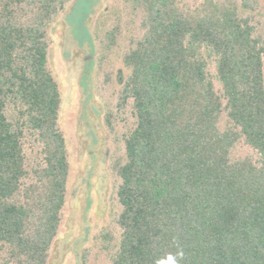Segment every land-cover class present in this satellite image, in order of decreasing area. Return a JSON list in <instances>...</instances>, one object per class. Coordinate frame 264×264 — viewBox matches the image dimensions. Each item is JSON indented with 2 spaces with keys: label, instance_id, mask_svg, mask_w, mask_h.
I'll list each match as a JSON object with an SVG mask.
<instances>
[{
  "label": "trees",
  "instance_id": "1",
  "mask_svg": "<svg viewBox=\"0 0 264 264\" xmlns=\"http://www.w3.org/2000/svg\"><path fill=\"white\" fill-rule=\"evenodd\" d=\"M71 1L0 0V264H48L61 225L69 145L49 30ZM126 1L139 22L117 110L134 123L115 165L110 264H264L259 1ZM242 142L258 158L233 159Z\"/></svg>",
  "mask_w": 264,
  "mask_h": 264
},
{
  "label": "rangeland",
  "instance_id": "2",
  "mask_svg": "<svg viewBox=\"0 0 264 264\" xmlns=\"http://www.w3.org/2000/svg\"><path fill=\"white\" fill-rule=\"evenodd\" d=\"M178 1L193 7L204 0ZM258 1L251 17L257 34L264 36V0ZM126 5V0H72L49 30L48 64L61 91L59 122L68 140L70 177L48 264H110L108 247L115 241L107 235H120L115 165L124 156V134L134 118L119 112L117 103L126 77L122 56L139 22ZM116 28L110 45L106 36ZM210 70L216 74L215 55ZM220 127H226L224 118ZM246 156L258 158L252 147L239 143L233 159Z\"/></svg>",
  "mask_w": 264,
  "mask_h": 264
}]
</instances>
